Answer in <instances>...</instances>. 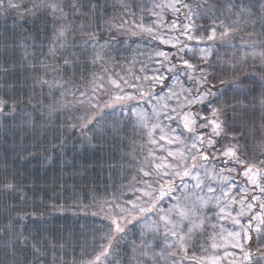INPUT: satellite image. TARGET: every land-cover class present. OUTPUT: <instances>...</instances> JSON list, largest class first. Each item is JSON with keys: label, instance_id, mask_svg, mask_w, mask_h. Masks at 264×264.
<instances>
[{"label": "snow or ice", "instance_id": "obj_1", "mask_svg": "<svg viewBox=\"0 0 264 264\" xmlns=\"http://www.w3.org/2000/svg\"><path fill=\"white\" fill-rule=\"evenodd\" d=\"M111 7L0 0V20H13L0 33V130L51 126L61 152L69 133L130 149L110 195L106 183L68 198L104 213L103 230L85 224L42 246L23 223L34 185L8 164L29 151L15 140L0 169V264H69V249L71 264H264V0ZM30 19L42 34L25 30ZM129 33L147 37L144 59L123 55ZM48 143L31 148L47 154Z\"/></svg>", "mask_w": 264, "mask_h": 264}, {"label": "trees", "instance_id": "obj_2", "mask_svg": "<svg viewBox=\"0 0 264 264\" xmlns=\"http://www.w3.org/2000/svg\"><path fill=\"white\" fill-rule=\"evenodd\" d=\"M5 23L11 26L13 20L11 18L6 22L0 20V33L3 32ZM25 30L32 34L37 32L42 34V26L33 24L31 19L25 24ZM41 38H43L42 35ZM245 71L249 76L257 78L260 76L254 68H248ZM217 87L224 88L225 85L217 84ZM46 133L49 139L47 147L50 151L46 154L43 147L39 150L32 149L31 145L42 141ZM69 135L71 138L67 142L66 149L61 152L59 149L51 148V126L39 132L38 136L21 133V136L17 138H14L11 132L5 134L3 130H0V169L4 167L5 149L10 151L15 140H20L23 146L24 137H27L29 151L23 154L18 163L13 157H9L8 164L11 166L15 163L21 172V178H26L30 186L34 185V189L29 191L27 208L29 213H35V215L25 217L23 221L27 227L29 243L35 236L43 246L45 239L52 242L54 237H67L69 231L79 234L85 224L89 228L102 229L103 224L107 223L104 213L93 215L91 212L78 211L75 201L68 198L73 191L79 193L82 198L84 193H91L96 188H99L103 195L106 183L110 195L113 190L112 180L115 179L119 183V176L113 171L112 165L117 164L120 156L128 149L110 138L81 146L78 133L75 135L69 133ZM74 145L75 148H73ZM46 155L48 159H45ZM123 174L120 173V176ZM66 199L68 204L62 207ZM79 254L77 249V255ZM65 259L71 264V249H69V256Z\"/></svg>", "mask_w": 264, "mask_h": 264}, {"label": "rangeland", "instance_id": "obj_3", "mask_svg": "<svg viewBox=\"0 0 264 264\" xmlns=\"http://www.w3.org/2000/svg\"><path fill=\"white\" fill-rule=\"evenodd\" d=\"M140 2H146V0H129L130 4ZM107 3L109 5V13H113V8L111 7V5L114 3V0H107ZM115 14L120 15L119 12H116ZM145 19H148V17H146ZM121 38L128 41L127 44L122 46L121 51L123 52V55L128 58L129 61H131L134 56H139V59H144V56L140 55V53L147 51L146 36H131V34L129 33L127 36H122ZM133 41H139V43H132ZM139 143L140 142L138 141L137 145Z\"/></svg>", "mask_w": 264, "mask_h": 264}]
</instances>
